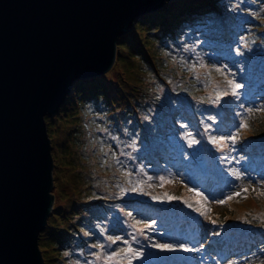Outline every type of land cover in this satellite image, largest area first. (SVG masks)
Listing matches in <instances>:
<instances>
[{"label":"rangeland","instance_id":"rangeland-1","mask_svg":"<svg viewBox=\"0 0 264 264\" xmlns=\"http://www.w3.org/2000/svg\"><path fill=\"white\" fill-rule=\"evenodd\" d=\"M141 18H145L141 26H135ZM147 24H149L147 29L142 28ZM201 27L212 30V32L206 31L208 36H204L206 37L204 41L215 38L210 36L217 31L221 35L231 34L226 31L238 35L237 43L232 48V52L239 51L238 57L234 56L231 59L230 53L223 52L218 54L219 56H210L211 52L220 49V46L216 43L212 45L210 42L201 45L195 36L202 32ZM183 29L188 32L187 38L175 41L181 37ZM154 30H157L156 33L151 32ZM163 36L169 37L177 48L172 52L170 50L171 54L166 56V60L163 59L167 51L163 48L164 45L157 46L156 41L154 43L149 40L150 37ZM190 38L194 40L193 48L188 44L184 47V43L189 42ZM125 43L134 46L136 51L138 49L137 54L145 59L147 65L134 62L128 58L127 53L120 52L117 48V58L108 71L75 82L81 81L82 85H85L84 91L88 93L96 82L99 83L101 90L97 96L100 97L96 98L97 102H93V110L90 111L89 108L74 103L67 108L66 114L62 113L59 116L58 111L57 114L48 117L51 119L48 136L52 145L54 163L53 206L39 240V245H44L45 259H48L46 264H76L73 258L78 257L75 251L79 249L88 252L92 260L100 264H128V259L123 255L111 262L106 259L113 252L128 247V244L124 243L122 248L121 245H116L107 250L105 245H110V240L106 237L105 239L97 237L100 243L99 247L95 248L91 246L94 245L93 236L88 232L91 230L96 233L94 227L97 224L91 221L92 215L103 219V229L117 228L116 226L121 225V221L133 222L131 220L134 219L125 214L121 207H117L121 205L119 199L125 192L136 199L144 198L143 200L147 202L150 198V201L154 202L175 203L174 205L187 207V211L193 214L191 216L188 212L194 226L199 228V236L205 237L200 244H204L206 240L209 242L213 240L210 243L215 248H221L219 244L216 247L218 242L210 232L218 233L221 228L227 227L230 236L240 239L238 242L233 239L225 240L224 245L228 242H232L233 245L241 242L242 235H253L257 244L264 245V240L261 238L262 235L264 236V195H262L264 170H259V166L264 164V153H261V146L264 147V111H257L264 109V80L261 81L256 92H251L242 86L238 90V95L229 94L217 103L212 102L215 98L216 85H219L221 90L228 88L226 78L236 79L238 83L239 76L242 75L247 77L244 83L249 78L259 81L254 71L237 72L231 62L234 59L239 60L238 68L244 67L243 62L255 63L264 70V0H167L161 8L145 13L135 20L133 28L119 38V45ZM183 49L186 50L185 53ZM189 51L193 56L199 55L197 63L191 64L188 61ZM205 54L207 56L209 54V57ZM186 63L190 65L187 66ZM193 65L195 70L191 71ZM217 69L224 71L220 72ZM194 80L201 81L203 89L199 87L200 92L188 95L186 93L191 92V88L185 84ZM228 90L230 93L231 90ZM72 93L71 90L69 95ZM243 94L246 98L241 97ZM195 104L197 108L200 104L205 106L206 112L220 119V121L207 122V124L212 123L213 131L206 132L205 127L201 130L197 116L193 114ZM182 109L185 110L183 117L189 120L188 126L177 127L173 132L170 131L172 134L179 132L181 136L177 139L169 137L164 143L179 144V146L181 144L184 156H190V159L187 158L186 162L179 160L172 163L163 159L153 168L154 158H150V169L153 172L146 174L147 179L151 177V180L148 179L145 184L151 192V197L128 190L129 186L124 182L133 179L136 171H132L131 177L122 173L131 172V166L128 164H135L133 154L137 151L136 145L139 143V140L129 138V134L140 132L138 135L144 143L143 147H150L148 152L154 154L162 143L152 141L153 130L163 132L167 124L180 117L178 114ZM249 109L253 110L251 114ZM92 114L99 117L94 118ZM245 118L249 127L241 129L239 124ZM114 131L122 137L114 138L117 147L114 151H110L109 146L113 143L110 135ZM189 132L192 133L191 137L187 135ZM237 135L238 139L235 143L228 139ZM211 136L218 139L223 136L225 141L222 145H214L210 142ZM189 138H194L199 143L190 146ZM203 143H205L202 147L204 157L199 150V145ZM184 144L189 147L191 155ZM256 153L259 154V158L253 161L251 157ZM170 157H173V154H170ZM205 158H209L213 166L205 163ZM218 160L219 163L214 162ZM189 161L190 163H187ZM122 162H125L127 169L121 166ZM196 167L199 169L198 172L194 171ZM234 173H239V178ZM207 175L211 178L210 183H207ZM160 177L171 182L161 186ZM196 181L203 187L201 191L197 190ZM245 188L248 189L247 193L242 192L241 196H234V193L241 192ZM197 192L202 195L197 196ZM168 196H176L178 199L169 200ZM229 196L233 198L228 200ZM222 200L226 202L219 203ZM196 209H201L204 214L201 215ZM195 217H198L197 224ZM213 220L215 223H212ZM178 223L184 230V222ZM134 228L136 236L144 240V245L148 248L147 253L150 257L148 264L187 263L190 252L179 250L178 245L186 243L188 248L191 247V243L199 245L198 242L185 240L187 236L185 231L179 241L169 243L177 250H162L154 247V242L146 241L147 237L142 233L146 228L142 224L136 223ZM153 230L149 228L147 231ZM126 236L127 234L122 238L126 239ZM51 242L57 243L56 246H52ZM207 245L208 243L204 247ZM234 247L236 255H242L246 251V247H239L237 244ZM262 248L264 247L258 249L253 245L252 250L248 252L253 251L256 254L248 257L244 263L238 262V264H264ZM102 250L106 252V256ZM186 253L185 260L181 261L183 258H180V255ZM201 258L204 257L198 255L197 259ZM198 261L192 260L191 264H198ZM200 264L205 262L202 261Z\"/></svg>","mask_w":264,"mask_h":264},{"label":"water","instance_id":"water-1","mask_svg":"<svg viewBox=\"0 0 264 264\" xmlns=\"http://www.w3.org/2000/svg\"><path fill=\"white\" fill-rule=\"evenodd\" d=\"M167 0H0V264H46L53 206L45 117L108 71L119 38Z\"/></svg>","mask_w":264,"mask_h":264},{"label":"trees","instance_id":"trees-1","mask_svg":"<svg viewBox=\"0 0 264 264\" xmlns=\"http://www.w3.org/2000/svg\"><path fill=\"white\" fill-rule=\"evenodd\" d=\"M146 18V17H145ZM145 18H141L139 19L135 26H141L142 21ZM187 24V23H186ZM149 24H147L146 26H142V28H148ZM182 26V25H181ZM199 27V26H198ZM202 28V32L197 33L195 36H197L198 38V42H200V44H205L208 42H213V38H211L210 40H205L206 37L204 36H208L206 35V31L208 30L207 28L204 29ZM231 30V29H229ZM157 30L151 31L152 33H156ZM209 32H212V30H208ZM219 31H217V33L212 34L210 37H215L218 38L220 40H222V45H224L225 48H223V52L224 53H230L231 59H233L234 56H236L235 58L238 57L239 55V51L234 50V52H232V45L231 44H236L237 43V39H238V35L232 33V31H226L228 34L231 33L230 35H221L218 34ZM187 31L186 29H183L182 31V35L179 39H175V41H179V40H183L187 38ZM210 35V34H209ZM194 36V37H195ZM203 36V37H201ZM209 37V38H210ZM207 38V39H209ZM191 39V38H190ZM149 40H151L152 42L156 43L157 46L159 44L164 45L163 48H165L166 51V55L163 57V59H167L166 56L170 55L172 51H174L175 49H177L171 42V39L169 37H150ZM217 40V39H216ZM227 40V41H225ZM193 41L194 40H190L187 43H184V47L186 46H190L191 48H193ZM188 44V45H187ZM193 45V46H192ZM231 46V47H230ZM117 48L120 50V52H125L127 53V55L129 56V59L134 60V62L140 63L142 65H147V63L145 62V59L141 56L137 54V51L135 50V47L132 45H128V44H121V45H117ZM171 50V52H170ZM184 50V49H183ZM186 52V50H184V53ZM219 50H215L214 53L219 54ZM213 55V51L211 52L210 56ZM120 56V55H119ZM199 56V55H198ZM198 56H193L192 52L189 51V55L187 57L188 61L191 64L197 63L198 62ZM206 57H209V54L207 56V54H205ZM121 58V57H119ZM189 58H191V60H189ZM239 60L234 59L232 60L231 64H233L235 67V69L237 70V72H247L249 73L250 71H254V75H256V77H258L257 79L259 81L252 80V78H249L247 80L246 83H244V80L247 79V77L240 75V81L238 82L239 84H241L243 87L248 88L249 91L251 92H256V89H259L261 81L264 80V70H262L261 66L259 64H255V63H250V62H243V66L241 68H238V62ZM155 62V61H154ZM237 63V64H234ZM187 66H189L190 64L186 63ZM155 65L158 66V64L155 62ZM239 69L241 71H239ZM255 69V70H254ZM252 74V73H251ZM252 77V76H251ZM236 81V79H235ZM237 82V81H236ZM186 86H188L189 88H191V92H188L186 94L188 95H194L197 92H200V88L203 89V85L201 81L198 80H194V81H189L185 84ZM84 87L82 85L81 81H78L77 83H75V85L73 86L72 89V95H69L66 98V101L64 103V105L59 109V113L58 115L60 116L62 113L66 114V110L67 108H69V106L73 105L74 103H77V105L83 107V108H89L90 111L93 110L94 107V103L93 102H97L96 98H99L100 96H97V94L99 93V91L101 90V88H99V83L96 82L95 85L93 86L92 90L88 92L84 91ZM200 87V88H199ZM247 92V91H246ZM193 93V94H192ZM241 97H245V94H243ZM95 98V99H92ZM246 98V97H245ZM263 99V98H261ZM252 100L254 101H258L255 100V98H252ZM178 106V105H177ZM195 110L193 111L194 115H196L197 117V123L199 124L201 130H203V127H205V131L207 132H211L214 130V126L211 124H207L208 121L213 122V120L216 121H220L219 118H216L214 114L206 112L205 111V106L203 105H198L197 108V104H195ZM181 112L178 114V118L175 119V121H173L172 123H169L165 126L166 129H164L163 132L161 131H156L153 130V136L151 137L152 141H156V142H160L162 143V145H159L160 148L156 149L153 153H149L148 149L150 147H143L144 143L140 140L139 135L140 132H133V135H135V137H132L133 135L129 134V138H133L134 140H139V143L136 145L137 147V151L134 152L133 156L135 159V164H128L131 166L130 170L131 173L132 171H136L133 179L130 178V180L132 181L131 183L126 182L127 180H125V184L127 186H129L127 189L131 190L132 187H134L136 185L137 181H143V184L140 185V190L135 191V193L137 194H147L149 197H151V192L148 191V188L146 187L145 182L148 180L147 179V173L153 172L151 171L152 169H150V158H154L153 160V164L152 167L155 168V166L157 165V163H159L160 161L162 162L163 159H167L168 157L166 156V154H173V157L171 158V160H182L183 162H186L187 158L190 159V156H184V151L182 150V148L179 146V144H172V143H164V140L168 139L169 137L171 138H178L179 136H181V133L177 132V133H170V131H174L175 128L179 127V128H184L185 126H188V122L189 120L182 114H184L185 110H180ZM191 113V111H189ZM92 117L96 118L99 117L96 114H92ZM211 117V119H209ZM161 119V118H160ZM45 120L47 122L48 127L50 129V124H51V119H49L48 117H45ZM50 120V121H49ZM221 125V124H220ZM210 126V127H209ZM173 127V129H172ZM167 128H169V130H167ZM212 128V129H209ZM139 134V135H138ZM112 138L111 140L113 141V143L109 146V150L110 151H114L117 147V143H114V138H118L121 139V135L117 132H113L112 135H110ZM176 146V147H174ZM185 147H187L189 149V147L187 146V144H184ZM205 146V143L200 144L199 145V150H201V153L203 155V157L205 156L204 151L202 150V147ZM262 150L261 153H264V147L263 145L261 146ZM172 152V153H171ZM257 152V151H256ZM155 153H157L155 155ZM150 154V155H149ZM259 158V154L256 153L254 156L251 157V159L253 161H256ZM194 161V159H192ZM172 162V161H171ZM170 162V163H171ZM205 163H207L210 166H213L211 160L209 158H205L204 160ZM203 162V163H204ZM215 163H219L218 161H214ZM187 163H190L187 162ZM194 164L197 165L196 162H194ZM160 165V164H159ZM193 167V164H191ZM122 167L124 166V169H127V165L125 164V162H122ZM207 166V165H206ZM140 168V169H139ZM264 170V164L259 166V170ZM198 167H196V170L194 169V171L198 172ZM188 171V170H187ZM142 172H144V174H142ZM201 175H204V173H201ZM146 177V178H145ZM144 199V198H143ZM141 198H134L130 195L127 194V192H125V194L123 196L120 197V204L121 205H117L118 208L121 207L122 210H124L125 214L129 215L131 220L133 222V224L131 223H125L124 221H121L119 226H116L117 228H112V227H108L107 229H103V219L97 218L95 215L91 216V221L94 224H97V226L94 227L96 233L94 231L88 230L89 234L91 236H93V244L91 246H95V248L99 247V241L97 239V237H101L107 238V240H109V237H112V239H116L117 237H119V239L117 240L116 243H112L110 240V245H105V248L108 250L111 247H116V245H122L124 244V241H128V243L131 245L132 248L136 249L138 252L142 253V255L133 258L131 260V264H148L149 262V253H147L148 248L144 245V240L139 239L136 234L135 231L136 229L133 227V225L136 224L137 221H139V224H142L143 226L145 225H150V227L143 229L142 233L146 235L147 239L146 241H148L149 243L154 242L153 244H160V243H165V244H169L171 243L170 240H173V236L172 233L175 232V230H177V227H175L174 225L177 224L178 227H181L182 225L178 222H184V230L182 235L186 232V237L187 240L190 242H198L200 248L204 247L207 243L208 245L206 247L212 249V250H217V248H215L214 246L211 245L210 242H212L213 240H211L209 242V240L205 241L204 244H200L201 242L203 243V239L205 237L199 236V228L195 227L193 220L191 219L190 215L188 214L189 211H187V207H184L183 205H174L175 203H166L165 202H154L153 200L150 201V198L148 199L149 202L143 200ZM187 206V205H186ZM172 210V211H171ZM192 216V215H191ZM195 223H198V217H195ZM149 228L154 229L153 231H147ZM127 232H125L124 230ZM159 229L161 231H159ZM179 229V228H178ZM180 230V229H179ZM214 232L211 231V234H213ZM219 234L217 235L215 233V241H217L218 243H216V247H218V244L221 245V248L219 250H217V253L219 255H223V254H227L229 253L228 251L230 249H235L234 245L237 244L239 247H246V251L244 252V254H242V258H248L247 255H252L254 256L256 253H253V251L248 252L249 250H252V247L254 245L255 248L261 249V247L264 245H259L257 244V240L256 237L254 238L253 235L251 236H246V235H242L241 242L239 243H234V245L232 244V242H228L227 244L224 245L225 240H235V241H239V239H235L234 236H230L228 234V229L226 228H221V230L218 232ZM97 234V235H96ZM127 234V238L123 239L122 237H124ZM130 234V235H129ZM99 235V236H98ZM104 235V236H103ZM42 233L40 234L39 240L41 239ZM121 236V237H120ZM154 236V237H153ZM205 236V235H204ZM130 237V239H128ZM133 237H135V239H133ZM262 240H264V236L262 235ZM84 242V241H83ZM158 242V243H157ZM52 246H56V244H54L53 242H51ZM184 245V244H183ZM102 246H104V244H102ZM110 246V247H109ZM124 246V245H123ZM179 248L181 246L178 245ZM185 247H187L186 245H184ZM109 247V248H108ZM143 249L145 251H143ZM264 248H262L263 250ZM82 249L76 250L75 254L78 255V257L73 258V260L75 261L76 264H100L98 262H95L92 260L91 255H89L88 252H84L82 251ZM104 255L106 256V252L104 250H102ZM125 258L128 259V255H123ZM213 256H217L216 253H213ZM264 256V254L262 255ZM250 257V256H249ZM45 259V258H43ZM48 260V259H45ZM232 260V259H230ZM153 264V263H152ZM157 264V263H155ZM178 264H182L180 262H178Z\"/></svg>","mask_w":264,"mask_h":264},{"label":"snow or ice","instance_id":"snow-or-ice-1","mask_svg":"<svg viewBox=\"0 0 264 264\" xmlns=\"http://www.w3.org/2000/svg\"><path fill=\"white\" fill-rule=\"evenodd\" d=\"M201 67H204V65H201ZM191 71H194L195 70V65L192 66V68L190 69ZM217 71H220V72H223L224 70L223 69H217ZM197 79H199V77H197ZM226 83H227V86L228 88L227 89H224V90H221L219 85H216L215 86V98L212 100L213 103H217L221 100L222 97L224 96H227L229 94L235 96V95H238V90L242 87L241 84L237 83L234 79H227L226 78ZM230 89V93H229V90ZM249 114L252 113V109H249ZM257 111H264V109H258ZM211 119V117L209 118ZM210 127V126H209ZM239 127L241 129H247L249 127L248 123H247V119H242L240 124H239ZM188 137H191L192 136V133L189 132L188 134ZM210 142L214 145H222L225 141V137H220L219 139L215 136H211L210 138ZM228 139H231V141L233 143L236 142V140L238 139V135L237 136H230L228 137ZM199 141L194 139V138H189L188 139V144L191 146V145H194V144H198ZM226 146V145H225ZM123 175L127 176V177H131L132 173L131 172H124L122 173ZM235 175H237V177L239 178V173H234ZM149 180H151V177H148ZM129 183H132V181L129 179L128 181ZM170 183L171 181H166L164 177H160V184L161 186L164 184V183ZM143 184V181H137L136 182V185L134 187H132V191H137V190H140V185ZM189 191H192L191 189H189ZM243 193H247L248 192V189L245 188V189H242L241 192H236L234 193V196H241V194ZM197 196H200L202 195L201 193H196ZM262 195H264V193H262ZM169 200H173V199H178V197L176 196H168L167 197ZM233 198V196H229L228 197V200H231ZM246 198V197H245ZM153 199H157V197H153ZM226 201H219V203L223 204L225 203ZM185 203H187L185 201ZM189 207H191V205H189ZM196 211L198 212H201V215L204 214L203 211H201V209H196ZM207 211V210H206ZM137 224H139V221L136 222ZM212 223H215V221L213 220ZM133 227H135V225H133ZM145 228H148L150 227V225H145L144 226ZM142 231V230H141ZM217 235L219 233H216ZM109 240H111V242L114 244L117 242V240L119 239V237H117L116 239H112V237H109L108 238ZM133 239H135V237H133ZM125 244H128V247L126 248H122L120 249L118 252H113L111 255H108L106 257L107 261L111 262L112 260H114L116 257H119V256H122V255H125L127 254L128 255V264H131V260L133 258H136L140 255H142V253L138 252L136 249L132 248L131 245L128 243V241H124ZM154 247H157V248H160L162 250H168V251H175L177 249L173 248L172 245L170 244H155L153 245ZM101 247H103L101 245ZM179 250H182V251H186V252H190V251H194L195 249H192V248H188V247H185L184 245H181L180 246V249Z\"/></svg>","mask_w":264,"mask_h":264}]
</instances>
